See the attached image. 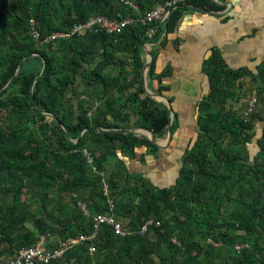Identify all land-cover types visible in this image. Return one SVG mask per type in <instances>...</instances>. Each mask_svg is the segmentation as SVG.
<instances>
[{"label": "trees", "instance_id": "16d2710c", "mask_svg": "<svg viewBox=\"0 0 264 264\" xmlns=\"http://www.w3.org/2000/svg\"><path fill=\"white\" fill-rule=\"evenodd\" d=\"M168 1L0 0V264H10L15 251L42 235L49 249L93 235L98 215L132 233L101 223L93 239L48 264H264V126L257 137L264 121V63L258 73L234 70L219 49L204 60L208 89L196 106L197 132L188 136L170 186L131 168L140 149L144 164L146 155L156 159L163 150L147 134L96 130L142 127L157 139L167 136L170 108L143 85L145 44L161 38L151 49L147 78L152 85L157 79L153 92L163 94L171 90L163 78L173 74L169 65L157 72L167 35L188 4L215 9L213 0H186L165 23L144 21ZM96 16L132 22L118 34L95 25L44 44L31 33L32 18L45 38ZM247 77L257 103L244 114L231 101L250 84ZM179 128L174 108L173 132ZM122 174L125 184L117 179Z\"/></svg>", "mask_w": 264, "mask_h": 264}, {"label": "crops", "instance_id": "0c3cea01", "mask_svg": "<svg viewBox=\"0 0 264 264\" xmlns=\"http://www.w3.org/2000/svg\"><path fill=\"white\" fill-rule=\"evenodd\" d=\"M213 2L216 10L195 3L187 5L175 32L167 35V44L160 48L158 53L157 72H161L168 65L173 70V74L163 78V83L170 85L171 90L164 94L169 98L173 97L174 104L178 101L185 106L192 104L195 108L200 98L207 93L208 80L203 72V62L214 49L221 51L224 62L231 69L255 73L262 69L264 0H213ZM192 5L202 9L191 7ZM159 41L147 45L150 49H158ZM245 80L250 82L251 78L247 77ZM153 84L158 87L159 81L155 79ZM168 92L170 94H167ZM179 131L181 124L176 133ZM176 133L173 141L177 137ZM171 142H167L166 145ZM145 159L152 161L155 158L146 155ZM132 161L131 168L140 172V161L136 159Z\"/></svg>", "mask_w": 264, "mask_h": 264}, {"label": "built area", "instance_id": "2783aa9c", "mask_svg": "<svg viewBox=\"0 0 264 264\" xmlns=\"http://www.w3.org/2000/svg\"><path fill=\"white\" fill-rule=\"evenodd\" d=\"M182 2H186V0H172L168 1L166 5L159 4L156 8L151 10L146 18L144 19L145 22H153L158 19H164L168 15V7H172L171 9L180 6ZM132 22V19L125 18V19H109L107 17L103 16H96L92 18L88 23H81L76 25L72 32H79V33H85L87 32L90 27H94L95 25L98 26L97 30H106L109 34H118L121 33L124 28ZM31 25H32V33L35 37H40V33L35 27V20L31 19ZM66 33H53L49 36V38L46 41H54L59 36H65ZM257 98L254 96L252 101L249 103L247 113L254 110L256 107ZM90 160H92L90 158ZM103 187L104 191L107 194L109 190V184L105 179H103ZM83 209L85 210V206L83 205ZM88 214L89 212L86 211ZM96 222V232L98 230V226L101 223H112L114 224V228L116 233L121 235H126L127 232H125L121 226L120 223L115 222V219L113 217H108L105 215H98L95 217ZM147 229V224L144 225L143 230ZM86 235V234H80L77 237H69L61 241L60 245L54 249H49V239L47 235H42L41 238L38 240V242L31 246L23 247L17 251H15L13 257L11 258L12 261L10 264H48L51 261L55 259L61 258L68 250H70L72 247H74L76 244H79L82 241L91 240L94 238V235ZM247 245V244H246ZM237 248H240V246H237ZM89 251L91 253L95 252V246L92 244L89 248Z\"/></svg>", "mask_w": 264, "mask_h": 264}, {"label": "rangeland", "instance_id": "374dc122", "mask_svg": "<svg viewBox=\"0 0 264 264\" xmlns=\"http://www.w3.org/2000/svg\"><path fill=\"white\" fill-rule=\"evenodd\" d=\"M147 44H146V48L149 50L150 48ZM147 86H149L150 90L152 91L155 90L154 85L148 83V78H147ZM238 93H239V98L232 100L231 105L232 107L238 109L241 112L244 111V114H246L247 111H249L248 109V107H250L249 103L257 94V89L255 85L250 82V84H246V87L244 88L243 92L238 91ZM167 94L170 93L168 92ZM173 107L175 108V110L179 112L181 116V121H180L181 131H179V133H176L177 137L175 141L172 140V142L166 145L162 151L160 150L156 159L152 161L145 160L147 162L146 165H144L141 159L142 149H140L139 151L140 156L137 155V157L135 158L136 161H140V172L146 173L147 176L150 177L154 181V183L160 187L170 186L176 182L178 171L180 170V166H181L179 164L180 163L179 160H180V156L183 153V148L185 147V144L187 142V137L195 135L197 132V126H196L197 123L195 119L196 111L195 112L193 111L194 108L193 105L190 104L188 106H185L184 104H181L180 102L177 101L175 104L173 103ZM263 126H264V121H259L257 124V130L259 132L257 137L261 135ZM183 127H184V131L182 132ZM182 133H185V135H182ZM167 136L160 140L162 141L163 144L167 143ZM250 148L252 154L254 155L258 150L256 141L250 144ZM114 166H115L114 163H112L109 169L110 170L113 169ZM119 167L123 169V166L121 164H119ZM117 179H119V181L123 180L122 182L123 184H125L127 181L126 177L123 176V174L117 176ZM88 191L89 189L86 190V192ZM25 198L26 197H24V199ZM26 203L30 204L29 200L26 201ZM30 206H34V205H30ZM50 207H52V205H50Z\"/></svg>", "mask_w": 264, "mask_h": 264}, {"label": "water", "instance_id": "95a60500", "mask_svg": "<svg viewBox=\"0 0 264 264\" xmlns=\"http://www.w3.org/2000/svg\"><path fill=\"white\" fill-rule=\"evenodd\" d=\"M191 7H197L199 9H202L200 8L199 6H195V5H192ZM172 12V9L169 11L167 17L162 20L161 22L162 23H165V21L168 19V16L171 14ZM154 31V28L151 29V33H153ZM145 52L147 53L148 55V61L146 62L144 68H143V73H142V78H143V85L146 89V91L152 95L153 97H155L156 99L158 100H161V101H164L168 104L169 108H170V120H169V126H168V136H167V142H171L172 139H173V121H174V107L172 105V102L170 100V98L166 95V94H160V93H154L152 90H150V88L147 86V72H148V69L150 68L152 62H153V54L151 53L150 50H148L145 46ZM24 59H21V63L18 67V70L16 72V74L14 75V77L6 84L5 88L9 85H11L13 83V81L15 80V78L17 77L19 71L21 70V67H22V62H23ZM45 70V66L43 68V71L42 73L44 72ZM39 77L36 78V80L38 79ZM4 88V89H5ZM32 98H33V95L31 94ZM60 126L63 130V132L65 133V135L71 139L67 133V130L65 129L64 125L62 123H60ZM97 131L99 132H102V131H110V132H120V133H128V132H131V131H134V132H141V133H145L147 134L156 144H158L159 146L161 147H164L166 144H163L161 141H159L155 135L153 134V132H150L149 130L145 129V128H142V127H127V128H121V129H114V130H108V129H103V128H97L96 129ZM83 134V132L81 133V135ZM79 139V138H78Z\"/></svg>", "mask_w": 264, "mask_h": 264}, {"label": "clouds", "instance_id": "9594fccd", "mask_svg": "<svg viewBox=\"0 0 264 264\" xmlns=\"http://www.w3.org/2000/svg\"><path fill=\"white\" fill-rule=\"evenodd\" d=\"M189 5V4H188ZM157 7V6H156ZM171 10V9H170ZM169 10V11H170ZM173 10V9H172ZM169 13V12H168ZM167 17V16H166ZM165 17V18H166ZM169 17V16H168ZM164 18V19H165ZM32 19H34L35 20V27H36V20L37 19H35V18H32ZM164 19H162V20H164ZM78 24H80V23H77V24H75V26L76 25H78ZM74 26V27H75ZM30 27H31V33H32V25H31V20H30ZM74 27H72L70 30H68V31H63V30H60V31H55V32H53V33H66L67 35H65V36H59L56 40H58V39H61V38H67V37H70V35L71 34H76V33H79V32H72V30H73V28ZM36 29L38 30V28L36 27ZM38 32L40 33V31L38 30ZM52 33V34H53ZM86 33V32H85ZM85 33H80V34H85ZM52 34H50V35H52ZM32 35L34 36V34L32 33ZM49 35V36H50ZM49 36L48 37H45V38H42V35H41V33H40V37H35L34 36V38L39 42V43H41V44H44V43H47V42H55L56 40H54V41H46L48 38H49ZM145 46H146V44H145ZM144 50H145V47H144ZM150 51H151V49H149ZM147 54V53H146ZM147 61H148V55H147ZM149 87V86H148ZM257 98V97H256ZM172 105H173V103H172ZM174 136H175V133L173 134V138H174ZM159 140V139H158ZM173 140V139H172ZM160 141V140H159ZM87 153V152H86ZM87 156L89 157V160H90V158L92 159V156L89 154V153H87ZM93 160V159H92ZM92 160H90V162H92ZM108 183V182H107ZM108 192H109V190H108ZM106 194V193H105ZM108 194V193H107ZM82 208H83V205H82ZM130 233H132V231H128L127 232V234H130ZM36 244V243H35Z\"/></svg>", "mask_w": 264, "mask_h": 264}]
</instances>
